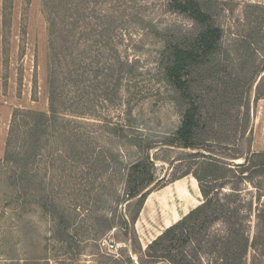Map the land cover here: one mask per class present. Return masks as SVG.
<instances>
[{"label":"rangeland","instance_id":"374dc122","mask_svg":"<svg viewBox=\"0 0 264 264\" xmlns=\"http://www.w3.org/2000/svg\"><path fill=\"white\" fill-rule=\"evenodd\" d=\"M207 1L216 20L224 28L226 62L235 72L246 66L248 68L244 73H247L255 65L260 70L264 66V0ZM119 3L122 9L128 6L124 9V23L119 26L112 41L118 54L128 63L126 72L122 74L121 99L112 104L98 102L97 112L93 114L77 116L76 112H70L62 117L73 120L71 130L90 138L92 151H103L106 155L110 149V168L104 169V162H95L96 155L88 157L81 153L75 159H67L74 154L73 147L54 132L46 138L44 161L35 163L32 168L34 174L40 170L45 178L44 187L48 192L56 193L60 207L70 209L67 210L70 215L68 219L70 223L75 222L76 229H80L77 230L80 232L78 238L85 248L81 254L74 256L69 252L64 254L61 245L53 239L52 218L42 210L38 201L33 199L26 212L19 210L21 217L11 215L16 212L14 209L17 206L13 204V207H8L5 202L13 194L5 157L14 113L49 111L51 43L56 36L50 32L45 0H0V259H3L0 264H10L7 260L10 257L17 259L16 263L19 264H30L26 261L37 258L41 264L46 261L48 264H138L139 253H135L131 233H136L145 248L159 231L165 230L162 214L166 216L182 205L191 210L203 199L190 174L182 177L183 181L177 184L179 188L186 189L184 193L178 198L174 195L172 199H167L168 212H163V206L156 203L146 207L145 202L135 224L131 221L136 204L135 200H127L126 183L121 173H125L123 161L134 160L140 150L126 145L125 138L111 134L109 137L104 132H101L103 136L98 137L100 132L97 129L105 128L102 124L104 117L110 122L124 125L125 135H137V139L143 140L146 146L158 144L149 150L158 180L164 178V181L169 182L190 165L195 168L198 159L190 158L189 153L206 151L161 144L180 126L185 105L176 89L163 76L160 51L168 37L189 34L196 29V24L185 14L166 10L164 0H119ZM47 5L49 9H54L53 4ZM251 76H244L247 85L252 81ZM60 83L73 96V88L66 84L64 75ZM258 89L264 93V71L257 73L251 93L248 95L246 92L245 97L247 100L250 98L251 102V120L245 135V108L233 107L228 123L217 126L215 139L222 144L214 145V153L226 159L236 173L240 170L236 164L243 163L246 157H233L243 153L250 156L258 152L252 145L255 138L254 115L258 102L262 100H255ZM237 125L239 129L234 131ZM262 126L264 128V122ZM262 133L263 138L264 130ZM112 152L118 157L115 162ZM38 183L34 182L33 186L38 187ZM172 183L154 190L151 197L155 198L158 194L165 196V187ZM233 184L226 185L224 191H233ZM238 189V198L244 204V213L249 217L247 223L250 225L251 237L263 235L264 174L256 175L251 180H242ZM101 215H105L112 226L95 242L99 227H94V224L105 226ZM220 228V222L213 227ZM103 238L110 239L116 245L114 251L101 249L99 242ZM26 240L28 242H22ZM253 256H258L260 264H264V255H260V250L255 253L253 249L249 251L248 264H251Z\"/></svg>","mask_w":264,"mask_h":264},{"label":"trees","instance_id":"16d2710c","mask_svg":"<svg viewBox=\"0 0 264 264\" xmlns=\"http://www.w3.org/2000/svg\"><path fill=\"white\" fill-rule=\"evenodd\" d=\"M47 4H53L54 9H49ZM45 5L50 32L56 36L51 43L50 107L48 112L29 110L14 113L5 157L13 194L5 202L8 207L15 204L16 212L11 215L21 217L19 210L26 212L33 199L38 201L42 210L52 218L53 239L61 245V251L76 256L85 248L78 238L80 232L77 230L80 229H76L75 222L70 223V209L65 207L67 211L60 207L56 193H50L44 187L45 178L40 170L34 174L32 168L35 163L44 161L46 138L51 136V132L72 145L74 154L67 159H75L81 153L88 157L96 155L95 162H104V169L110 168V149L106 155L103 151L95 153L90 138L71 130L73 120L62 117L70 112H76L77 116L93 114L97 112L98 102L112 104L121 99L122 74L126 72L128 63L118 54L112 41L124 23V9L128 6L122 9L119 0H45ZM164 7L187 15L196 24V29L189 34L168 37L160 51L163 76L185 105L180 126L161 144L202 149L207 153H189L190 158L198 159L195 168L190 165L167 182L164 178H156L154 160L149 154V150L158 144L146 146L143 140L137 139V135H125V126L110 122L107 117L102 120L105 128H98L100 135L97 136H103L101 132H104L109 137L111 134L125 138L126 145L140 150L134 160L123 161L125 173H121L126 183L127 200H135L136 210L131 219L134 224L149 194L184 176L191 174L197 179L203 199L181 219L165 228L146 248L136 233H131L135 253H139L138 264H248L250 249L255 253L260 250V255H264V234L251 237L247 223L249 217L244 213V204L240 202L237 190L242 180L264 174V152L233 157H246L243 163L236 164L240 169L236 173L226 159L215 155L213 148L217 143L222 144L215 139L217 126L228 123L235 106L246 109L243 135L247 133L251 102L250 98L246 99V92L248 95L251 93L257 73L264 71V66L259 70L255 65L247 73H244L246 66L238 72L231 68L224 54V28L216 20L207 0H164ZM247 74H252L249 85L244 80ZM62 75L67 80L66 84L72 86L73 96L60 83ZM262 98L264 93L258 89L255 100ZM110 123L114 125L110 127ZM238 129L239 125L233 130ZM116 159L117 155L112 152V160L115 162ZM232 178L237 179L234 184L235 179ZM34 182H39L38 187L33 186ZM229 183L234 185L233 191H224ZM101 218L105 226L94 224V227H99L95 242L112 226L105 215ZM218 222L222 223V228L213 229ZM72 227L75 229L71 231ZM258 259V256H253L251 264H260ZM7 260L10 264H19L13 257ZM26 262L41 264L38 258Z\"/></svg>","mask_w":264,"mask_h":264},{"label":"crops","instance_id":"0c3cea01","mask_svg":"<svg viewBox=\"0 0 264 264\" xmlns=\"http://www.w3.org/2000/svg\"><path fill=\"white\" fill-rule=\"evenodd\" d=\"M263 122H264V98H262V100H260L258 102L257 112H256V115H254V123H253V130H254L255 138H254V143L252 145H253V147H255V149H257L258 152L264 151V137L262 138V136H263L262 132L264 130V128L262 126ZM193 178L196 181L197 187H199L197 179L194 176H193ZM182 181H183V179L180 178V179L176 180L175 182H173L172 184L165 187V189H166V190H164L165 196L158 194L155 198H153L149 194L150 196L146 200V207L147 206L151 207L152 205H154L156 203V204H159V206L160 205L163 206V212H165V211L168 212L166 210L169 207L167 204V199H169V198L172 199L174 195H176V197L178 198L186 190L184 188H179V186H177V184L179 182L181 183ZM199 189H200V187H199ZM185 206L186 205H182L180 208L177 206L179 209L176 211H173L172 212L173 214L168 213V214H166V216H164L162 214V221H163L166 228L169 227L170 225H172L173 223H175L176 221H178L179 219H181L185 214H187L190 211V210H188V207H185ZM167 218H169V219H167ZM161 233H162V230L159 231V233L156 236H154L153 239L149 241V243H151ZM148 244H147V246H148Z\"/></svg>","mask_w":264,"mask_h":264},{"label":"built area","instance_id":"2783aa9c","mask_svg":"<svg viewBox=\"0 0 264 264\" xmlns=\"http://www.w3.org/2000/svg\"><path fill=\"white\" fill-rule=\"evenodd\" d=\"M99 243L101 249L106 250L107 252H112L116 248V245L112 243L108 238L101 239Z\"/></svg>","mask_w":264,"mask_h":264}]
</instances>
